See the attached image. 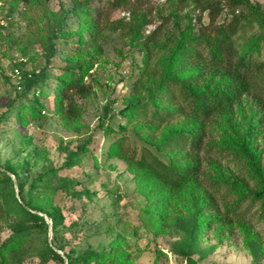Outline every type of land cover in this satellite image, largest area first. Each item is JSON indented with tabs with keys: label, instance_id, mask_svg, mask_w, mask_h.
Masks as SVG:
<instances>
[{
	"label": "rangeland",
	"instance_id": "374dc122",
	"mask_svg": "<svg viewBox=\"0 0 264 264\" xmlns=\"http://www.w3.org/2000/svg\"><path fill=\"white\" fill-rule=\"evenodd\" d=\"M9 1H0L3 10L8 9ZM251 1L259 2L264 10V0ZM71 3L72 0H50L48 9L52 14L42 15L32 31L26 29L27 8L22 4L9 16H1L5 26L0 30V169L5 164L15 169L17 179L6 173L15 196L19 198L18 184L26 192L43 171H57L51 186L36 193V203L44 209H59L62 222L57 226L54 244L61 245L73 256L88 251L99 253L108 248L113 237L125 235L135 256L134 264H187L188 254L195 264H264V203L250 199L234 203L231 183L245 180L249 186L253 184L248 179L246 165L214 147L208 148L221 135L220 115L207 123L198 176L201 192L213 202V207L204 215L213 214L222 218L218 225L224 223L219 237L210 229L196 235L192 213L181 210L176 214V209H172L176 203L171 201L166 204L167 211H172L168 219L176 216V221L172 219L157 235L140 225L137 211L144 199L134 190L135 180L127 162L108 150L114 136L106 135L104 127L122 125L125 120L120 110L136 100H147L149 91L165 74L163 62L183 31L189 29L196 34L201 25L209 23L202 4L193 0H127L126 4L111 8L104 0H92L99 11L97 33L94 38L88 35L87 43L80 47L77 34L53 36L57 32L58 17ZM229 18L222 11L216 21ZM72 21L66 17L65 25ZM242 24L243 28L233 39L237 45L263 34L256 22ZM2 35L6 39H1ZM48 41L54 50L50 60L44 50ZM77 54L93 62L92 76L86 79L92 84L93 93L87 98H75L79 125L67 126L64 117L52 111L51 95L48 99L29 95L32 101L50 108L44 121L39 123L29 115L20 120L15 108H11L21 93L14 84L13 69L36 72L46 66L53 78L62 67L71 68ZM145 63L149 78L146 88L136 93L133 84ZM52 78L46 80L50 92L54 85ZM232 112L240 127L253 128L254 144L264 159V78L240 96ZM122 126L127 129L128 143L139 146L143 141L140 135L130 132L131 126ZM66 162L72 165L66 167ZM84 190L89 191V196L71 194ZM124 223L130 226L124 227ZM28 224L15 213L10 197L0 204V244ZM134 226H138L136 231ZM245 231L253 236L258 248L255 263L244 246ZM43 238L34 237L32 245H39ZM30 248L19 264H60L51 255L41 262L35 253L29 252Z\"/></svg>",
	"mask_w": 264,
	"mask_h": 264
},
{
	"label": "trees",
	"instance_id": "16d2710c",
	"mask_svg": "<svg viewBox=\"0 0 264 264\" xmlns=\"http://www.w3.org/2000/svg\"><path fill=\"white\" fill-rule=\"evenodd\" d=\"M193 1L202 4L201 8L207 11L209 23L201 25L196 34L189 29L188 32L183 31L170 49L167 60L163 62L165 74L149 91L147 100H136L120 110V116L125 120L122 125L131 126L130 132L139 134L142 143L139 146L130 145L127 129L121 124L117 128L106 125L104 133L114 136L108 150L114 151L127 162L135 180L134 190L144 199L137 211L140 225L155 235L163 231L165 225L176 217L168 219L172 211H167L166 204L171 201L176 203L172 207L176 209V214H180L181 210L192 213L190 216L196 235L210 229L215 237H219L224 231V223L218 225L222 221L218 216L204 215L213 207V202L204 191L201 192L198 184L201 167L199 154L206 144V126L217 115L221 116V135L208 148L214 147L218 152L243 161L248 179L253 181L251 186L245 180L231 183L235 193L234 203L247 199L264 203V159L254 144L255 132L250 125L240 127L232 115L240 96L264 78V10L259 2L251 0ZM49 2L50 0H10L7 10L0 6V17L9 16L10 12L22 4L27 8V15L24 16L27 21L26 29L32 31L39 25L42 15L50 17L52 14L48 9ZM104 2L115 8L126 4L127 0ZM222 11H226L230 18L228 21L217 22ZM66 17L73 19L71 24L65 25ZM98 17L99 11L93 6L92 0H72L71 5L58 17L57 32L53 36L68 37L77 34L81 47L87 43L88 35L95 37ZM243 21L256 22L263 34L251 36L237 45L233 39L243 28ZM1 39L6 37L2 35ZM44 50L50 60L54 56L52 43L48 41ZM75 57L71 68L62 67L53 78L46 66L36 72H25L17 67L22 75L19 88L21 93L19 99L11 104V108H15L20 120L29 115L39 123L44 121L50 108L32 101L29 95L45 99L51 95L54 107L52 111L63 116L67 126L79 125V122L76 123L78 109L75 98H87L93 93L92 84L86 80L88 76H92L93 62L89 57L79 54ZM69 58L73 59V56L70 55ZM146 66V63L143 64L141 75L133 84L136 93L146 88L145 82L149 78ZM49 78L54 81L51 92L46 81ZM142 130L144 134L141 136ZM84 150L83 148L82 152ZM64 165L70 167L72 164L66 162ZM6 173L18 178L13 166L5 164L0 169V175H3L0 177H4L0 179V204L10 197L15 213L29 224L0 244V264H19L28 247H31L29 252L35 253L41 262L51 255L60 264H64V259L66 264H134L135 256L128 247L125 235L113 237L106 250L99 253L88 251L76 256L65 251L61 245L54 244L57 226L62 222L61 213L57 207H39L36 193L51 186L52 179L57 174L55 169L39 174L26 192L18 184L19 198L15 196L11 178ZM226 183H229L228 180ZM71 194L89 196V191ZM33 210L43 212L49 220L51 239L48 237L46 220ZM127 226L130 224L124 223V227ZM137 229L138 226L133 227L134 231ZM36 236L44 238L39 245L34 246L32 241ZM244 246L255 263L258 248L248 231L244 232ZM55 249L61 250L62 255ZM186 262L195 264L190 254L186 255Z\"/></svg>",
	"mask_w": 264,
	"mask_h": 264
},
{
	"label": "built area",
	"instance_id": "2783aa9c",
	"mask_svg": "<svg viewBox=\"0 0 264 264\" xmlns=\"http://www.w3.org/2000/svg\"><path fill=\"white\" fill-rule=\"evenodd\" d=\"M3 26H5V23L2 20V18L0 17V30L3 28ZM12 76L14 78V84L19 89L20 88L21 78H22L20 69L19 68H14L13 72H12Z\"/></svg>",
	"mask_w": 264,
	"mask_h": 264
},
{
	"label": "water",
	"instance_id": "95a60500",
	"mask_svg": "<svg viewBox=\"0 0 264 264\" xmlns=\"http://www.w3.org/2000/svg\"><path fill=\"white\" fill-rule=\"evenodd\" d=\"M11 176H12V174L11 173H9ZM33 211H35V210H33ZM35 212H37L39 215H42L43 217H44V219L48 222V225H49V228H48V237H50V235H51V224H50V222L47 220V217L45 216V214L44 213H42V212H40V211H35ZM59 254H61L62 255V252H60L59 250H57V249H55ZM64 264H66V259H64Z\"/></svg>",
	"mask_w": 264,
	"mask_h": 264
}]
</instances>
